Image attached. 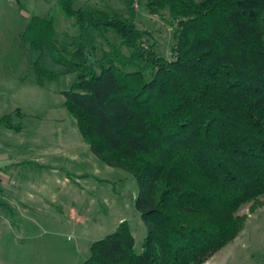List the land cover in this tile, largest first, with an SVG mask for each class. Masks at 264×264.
I'll list each match as a JSON object with an SVG mask.
<instances>
[{
	"label": "trees",
	"instance_id": "1",
	"mask_svg": "<svg viewBox=\"0 0 264 264\" xmlns=\"http://www.w3.org/2000/svg\"><path fill=\"white\" fill-rule=\"evenodd\" d=\"M58 1L79 35L63 46L51 15L28 19L32 69L41 86L78 75L68 112L104 163L138 180L149 229L139 252L121 223L84 264H207L243 230L240 210L264 199V0H139L168 14L172 60L133 17ZM92 33L111 50L101 56ZM14 114L0 124L14 129Z\"/></svg>",
	"mask_w": 264,
	"mask_h": 264
},
{
	"label": "rangeland",
	"instance_id": "2",
	"mask_svg": "<svg viewBox=\"0 0 264 264\" xmlns=\"http://www.w3.org/2000/svg\"><path fill=\"white\" fill-rule=\"evenodd\" d=\"M58 2L0 0V119L15 113L10 123L16 128L0 124V154L14 163L15 178L8 175L4 184L0 179V199L15 212L11 217L0 206V264H84L92 246L125 221L139 252L149 234L136 208L140 183L123 168L104 163L68 112L64 93L78 75L41 86L32 69L30 46L21 37L28 19L51 15L63 46L79 35ZM74 2L76 9L87 8L97 18L133 17L140 30L151 34L157 54L173 59L168 14L151 15L139 0ZM107 38L119 45L114 35ZM89 40L101 56L111 50L98 34ZM238 214L245 221L243 230L207 264H264V199Z\"/></svg>",
	"mask_w": 264,
	"mask_h": 264
},
{
	"label": "crops",
	"instance_id": "3",
	"mask_svg": "<svg viewBox=\"0 0 264 264\" xmlns=\"http://www.w3.org/2000/svg\"><path fill=\"white\" fill-rule=\"evenodd\" d=\"M13 165H14V163H12L7 157L1 156V154H0V177H1L0 179H2V182H3L2 184L5 183V181L8 178V175L12 177V175H13V173H12L13 172L12 171ZM12 179L14 180L15 178L12 177ZM5 187L6 186L4 185V188Z\"/></svg>",
	"mask_w": 264,
	"mask_h": 264
}]
</instances>
